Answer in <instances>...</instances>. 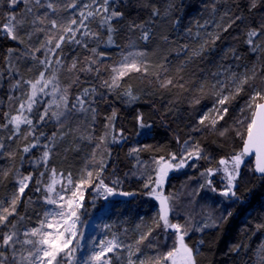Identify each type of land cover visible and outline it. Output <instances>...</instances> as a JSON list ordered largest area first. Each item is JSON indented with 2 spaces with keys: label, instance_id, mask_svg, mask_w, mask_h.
<instances>
[{
  "label": "trees",
  "instance_id": "1",
  "mask_svg": "<svg viewBox=\"0 0 264 264\" xmlns=\"http://www.w3.org/2000/svg\"><path fill=\"white\" fill-rule=\"evenodd\" d=\"M76 2L80 10L85 5L84 0ZM100 3L102 0H97V5ZM21 5L18 6V13L24 10ZM97 5H93V8ZM109 7L110 10H118L124 14L122 18L112 22L116 29L113 34L114 44H107V29L100 27V18L96 17L88 24L92 31L99 33V41H89L88 48L65 44L62 59L66 65H70L74 59L78 60L77 70L69 72L66 68H59L57 71L61 86L71 85L68 88L70 101L82 89L96 88L97 95L93 97L95 103L92 105L96 108L95 120L90 112L87 113L82 131L79 132L75 131L73 126L76 124L71 120L65 121L63 128L55 120L38 125L35 137L39 138V144L30 148L28 153H24L23 148L26 144L33 143L34 137L25 139V126H22L21 134L12 140L7 139L11 134V126L7 129L0 128V142L5 145V149H0V170L9 171L7 177L0 174V201L10 199L15 191L16 169L23 175L32 173L33 179L29 182V188L17 206L20 215L31 218L29 225L37 222L36 213L44 207L42 203H33L31 206L27 204L29 197L33 201L39 197L40 193L34 191L35 181L45 171L44 166L36 164L35 161L42 155L43 145L48 143L46 138L53 133H57V141L47 164L48 171L55 168L64 175L71 172L76 177L79 171L82 172L87 157L99 144L100 137L109 132L111 143L107 146L108 152L103 150L102 158L107 161L104 174L112 172L121 191L132 195L131 202L140 203L143 200L145 180L131 174L140 166L137 159L141 164L147 165L160 157L170 159L173 153L178 157L182 156L185 153V141L188 147L199 146L207 157L198 170L210 168L213 162L221 158L231 157L241 150V135L246 129V123L242 127L237 120L250 118V112L244 114L241 109H244L253 92H264V35H260L258 39L253 38L254 45L246 42L248 31L253 28L260 29L264 23V0H257L255 8H251V0H109ZM154 9H159L161 15L153 17L151 13ZM75 17L79 19V15ZM236 17L241 19L236 20ZM206 21L209 22L206 27L198 28V24L203 25ZM133 22L137 25L145 24L151 29V39L148 42L139 39V28L130 29ZM229 24L231 27H228ZM189 28L192 30V37L187 35L186 30ZM164 36L168 37V42L162 39ZM217 36L219 39H216ZM25 39L27 41V37ZM27 43L39 47L38 36L35 35ZM185 44L189 50L178 52L177 49ZM201 45L204 46L203 51L199 55H193V52L200 51ZM253 46L256 51L252 50ZM128 47L147 52L148 74L129 72L119 82L120 87L114 90L102 87L104 80H110L111 68ZM9 48L26 51L25 45L11 40L0 31V70L5 73L4 78L0 79V123L6 122L3 112L10 111L8 95L11 81L4 68V56ZM91 48H96L97 53L105 54L98 57L97 64L92 65L94 69H100L98 73L79 70L87 65L88 58L93 55ZM37 56L43 58L41 53ZM165 56L168 57L166 74L160 73L159 69ZM31 61L30 57L20 61V72L25 79L30 75L28 68L34 64ZM181 66L182 70H179ZM234 72H243L244 76L252 77L242 86L238 95H235V90L244 76L238 77L235 74L238 79L234 84L231 82ZM157 73H160V80L157 79ZM216 73L219 75H214ZM77 77L79 82L73 83ZM168 78L177 82L176 86L161 88V80ZM217 81L223 83V90L228 95H234V99L221 106L229 110L224 119H218L214 111L205 120V124L201 125L199 119L203 111L216 102L220 89H213L211 86ZM181 83L184 88L179 87ZM201 84L204 85L202 91ZM129 87L136 97L135 100L130 101L125 94ZM113 112L115 119L110 122ZM137 117H142L147 126L140 127ZM213 119L218 120L215 128L211 123ZM41 132L43 136L40 135ZM61 132L67 133L63 139H59ZM89 134L91 139L81 138L88 137ZM132 149L138 151L130 154ZM7 152L15 155L9 157ZM208 162L211 164H207ZM42 179L46 180L47 176ZM182 182L175 181L169 185L168 190L175 191L177 187L185 184ZM235 191L237 195L229 210L231 216L226 214V218L214 227L185 237V243L194 250L196 264H254V251L264 241V176H255L250 168V177L238 180ZM152 218L153 215H148L145 220L149 222ZM9 219L15 220L16 217ZM238 244L247 247L241 248L239 252L233 251ZM117 255L127 259L126 252L118 251ZM113 264H121V261L113 256Z\"/></svg>",
  "mask_w": 264,
  "mask_h": 264
},
{
  "label": "snow or ice",
  "instance_id": "2",
  "mask_svg": "<svg viewBox=\"0 0 264 264\" xmlns=\"http://www.w3.org/2000/svg\"><path fill=\"white\" fill-rule=\"evenodd\" d=\"M8 7L17 6L18 3L24 4L22 13H0V31L6 34L8 38L25 45L26 51L9 48L7 55L4 56L6 74L10 78V93L8 95L10 111L3 112L5 123H0V128L7 129L11 126V134L7 137L12 140L22 132V126L27 128L24 134L27 137H34L31 144H26L23 148L24 153H28L30 148H35L39 144V138L35 137L36 128L38 125L47 124L50 120H55L58 125L63 128L64 122L70 120L72 115L76 112L91 113L93 120L96 116V108L92 107L95 103L93 97L97 95V90L93 88H84L74 100H69V93L67 87L60 84L57 71L59 68H66L69 72L77 70L78 60L74 59L70 65H66L63 56V46L65 44H75L84 48H88L89 41H99V33L92 31L88 22L100 18V27L107 29V44L113 45V34L116 29L113 27L112 22L119 20L123 17V13L118 10H110L109 0H102V3L97 5V0H91L90 4H85L79 12V19L71 18L66 22L56 14L60 11H67V9H76L78 4L76 0H5ZM93 5H97L93 8ZM257 6V0H251V8ZM215 11V5H213ZM153 17L160 16L159 9H154L151 13ZM227 15V13H225ZM6 16V19H5ZM236 20L241 17H236ZM235 21H232L234 23ZM209 22L199 25L198 28H204ZM219 27V26H218ZM231 27V24L228 25ZM140 29L139 39L148 42L151 39V29L146 27L145 24L130 25V29ZM227 30V27L224 28ZM187 35L192 37V30H186ZM21 33L24 35L22 36ZM44 33V39L40 40L39 47L28 45L27 41L38 34ZM247 43L254 45L253 38H259L264 35V23L261 24L260 29H251L248 31ZM27 37V41L25 39ZM168 42V37L162 38ZM219 39V36L216 37ZM207 43V41L205 42ZM214 43V41H213ZM131 46V45H130ZM204 46L201 45L200 51L193 52V55H199ZM188 45H182L177 51H187ZM253 51L256 47L253 46ZM43 51V58H40L36 53ZM93 54L88 58V63L80 71L97 73L100 69L93 68L92 65L98 63V57L105 54L103 52L97 53L96 48L90 49ZM19 53V54H17ZM146 51L128 52L122 56L121 62L112 67V76L110 80H104L102 87L114 90L120 87V81L129 72H143L148 74L149 64L146 60ZM30 57L34 62L33 66L28 70L32 71L33 68H38V75L33 78L25 79L20 72V61L24 58ZM190 59V58H189ZM239 59V57H237ZM168 57L165 56L159 65L160 73H167ZM182 70V66L181 69ZM227 71V70H225ZM160 73H157V79L160 80ZM4 71L0 70V79L4 78ZM214 75H219L218 73ZM254 75V74H253ZM182 79V77H181ZM238 77L235 74L231 76V82L236 83ZM252 77L245 75L243 79L239 80L235 90V95L242 91V86L247 84ZM79 77L73 83H78ZM173 79L168 78L161 80L160 87L168 88L176 86ZM179 87L184 88V84H179ZM213 89L219 87L221 90L217 92V102L223 106L234 99V95H223V83L217 81L216 84L211 86ZM204 85L201 84L200 89L203 90ZM16 93H19L18 95ZM129 100H135L131 87L125 93ZM47 97L48 99H44ZM199 101H197L198 103ZM42 109V110H41ZM250 112V118L246 120H237V123L242 127L246 123L245 133L241 135L243 140L242 149L233 154L229 158H221L219 160L220 169L224 173L225 186L220 191V195L225 198L236 197V182L240 176V168L244 163V157L254 154L256 157L255 172L264 176V92L255 91L250 102L246 108L241 109V113L245 111ZM214 111L218 119H224L228 113V108H215ZM115 119V112L109 121ZM140 122V127H146L143 123L142 117H137ZM208 119L207 114L199 120L201 125L205 124ZM218 120H212V127L215 128ZM107 127V125H106ZM224 135L223 132L220 133ZM43 136V133H40ZM67 133L61 132L59 139H63ZM91 139L88 137H81ZM48 143L43 145L42 155L39 157L36 164H42L45 168L44 172L40 173V179H36V187L34 191L40 193L36 201L31 197L28 198L27 204L31 206L33 203H42L45 207L40 212L36 213V226H29L31 221L30 217L20 215L17 211V206L22 202L21 198L25 195L26 189L29 188V182L32 181L33 175L29 173L23 175L19 169L15 170L16 190L11 194L10 199L0 201V264H113V256L116 260L121 261V264H145L143 259H139L138 254L141 253V245L149 240L152 229L147 232H142L134 244H126L119 239V236L112 232L115 226L108 223L97 224L96 227L105 233L98 241L96 237H92L93 243L89 242L88 253L82 257H78L77 253L82 248L81 239L84 237V230L81 220V209L83 208L84 190L92 186L95 182V190L98 195L114 194V188L109 187L104 183L101 174L106 167L107 161L100 159L96 161V149L93 150L91 161L98 163L99 170L95 172L87 169L83 170L79 182L73 179L72 173L69 172L67 176L63 172H57L55 168L50 172L47 169V164L52 154L57 141V133H53L51 137L46 138ZM115 141V137H113ZM106 143L105 137H100V142L96 148L99 149ZM0 149H5L4 143L0 142ZM137 149H132L130 154L136 153ZM183 156H177L175 153L171 154L170 159L160 157L154 160L155 176L149 177V183L145 184L148 188L151 186L150 195L154 196L159 201V221L157 226L162 223L164 232L168 233L169 230L175 235V242L171 250L167 251L161 256L155 258L154 264H196L194 258V250L185 243V236L190 230L189 226L181 225L179 223H172L169 219L170 213L173 212V207L170 203V197L161 194L162 186L165 179L168 177L170 170H179L188 164L192 159H207L202 153L199 146L188 148L187 141L184 142ZM9 157H13L15 153L7 152ZM23 159V157H21ZM137 164H141L137 159ZM195 166V165H192ZM212 168L206 170L201 175L212 176L215 174ZM0 174L4 177L9 175V171L0 170ZM47 176V179H42ZM114 184L117 181L113 182ZM212 181H207V186L211 187ZM206 185H200L204 188ZM102 190V192L100 191ZM213 192L216 191L215 187H211ZM121 195H128V193H121ZM228 216L232 213L228 212ZM10 217H16L15 220H10ZM226 217H221V219ZM214 226V224L200 223L195 226V231H203L204 228ZM141 225H137L139 229ZM261 226H258V228ZM112 232L111 237L107 235ZM152 247L151 243L148 245ZM246 245H235L233 251L239 252L241 248H246ZM118 251L127 253L125 260L122 255H117ZM112 254V255H110ZM136 257L137 259H133ZM254 264H264V241L254 251Z\"/></svg>",
  "mask_w": 264,
  "mask_h": 264
},
{
  "label": "rangeland",
  "instance_id": "3",
  "mask_svg": "<svg viewBox=\"0 0 264 264\" xmlns=\"http://www.w3.org/2000/svg\"><path fill=\"white\" fill-rule=\"evenodd\" d=\"M84 3L90 4L91 0H84ZM21 4L24 6V4L20 2L17 6L10 8L8 7L5 0H0V13H18V6ZM79 8L80 6H78L76 9H67V11H60L56 14V16L60 17L66 22L68 19H71V17L76 18L75 16L79 15ZM3 34L6 36L5 33ZM44 35V33L36 34V36H38L39 38V42L40 40L44 39ZM130 51L135 52L136 50L133 47H128L127 50L119 56V60L114 66L118 65L122 60V56ZM38 53H41L43 57V51ZM38 53H36V55ZM234 74H236L238 77L244 76L243 72H240L238 74L237 72H234ZM36 75H38V69H33L32 71H30V75L27 79L33 78ZM220 91L221 90H219V92ZM222 94L228 95L227 92L224 90ZM249 102L250 99L248 100V102H246V105ZM246 105H244L243 108H246ZM215 108H221V105L218 104L217 99L216 102L212 104V106L206 108L203 111L201 118L204 117L206 114L207 116H212ZM246 113H248L247 110L244 114ZM86 115V113L80 112L72 115L70 120L71 122L73 121L77 125L73 126L74 129H76V132L82 131V127L86 121ZM242 119H244V117H242ZM103 137H105L106 143L102 145L99 149L95 148L96 161H99L103 158V150L108 152L107 146L111 143V137L109 132H105ZM188 148L191 149L192 147ZM184 154L185 153H183V155ZM92 155L93 151L92 153H90L89 157H87V162L85 163L83 170L87 167L88 170L93 171V174L95 176V172L99 170V165L98 163L91 161ZM249 158L251 157H244V163L241 165L240 176L238 180H244L250 177V168L251 170H253V158L252 160ZM204 161L205 159H192L188 161V164L185 167L179 170H170L169 175L165 179L162 189L160 190L162 195L169 196L171 198L170 203L174 210L170 213V221L172 223H179L181 225L189 226L190 230H188L187 235L194 232H198L195 231V226L200 223L206 222L209 224H214L215 226L218 222L222 220L221 217H224V215L229 212L231 208V203H233L234 200L233 197L225 198L224 196L220 195V191L223 190L225 186V181L223 179V171L218 170L221 168V166L219 165V161L213 162L212 166L210 167L214 170H217L215 171V174L210 177L206 175H201L202 173H205L206 170L209 168H205L204 170H198L199 167L203 166V163H205ZM207 164L211 163L208 162ZM155 167L156 166L154 162L143 166L140 165L137 166L131 174H133L135 177L143 178L146 184L149 183L150 176H155ZM57 172L59 173L61 171ZM82 172L79 171L77 176L73 177L76 182H79ZM104 172L105 169L101 174V178L104 180V183L106 185L114 188V194L110 196L106 193H104L103 195H98L97 190H95V182L92 186H89L84 190L85 198L83 201V208L81 209V220L84 222L82 224L84 230V237L81 239L82 248L80 249V251H78L77 256L82 257L88 253L89 242L92 241V237H96V240L98 241L100 238L103 237V235H105V233L98 229L96 225L108 223L110 225H115L112 228V232H115L119 236V239L125 242L126 244H134L142 232H147L149 228L152 229V233L149 237V240L145 241V243L141 245L142 251L140 254H138V257L139 259H143L145 261V264H154L155 258L157 256H161L167 251L171 250L175 242V235L172 230H169L168 233H165L162 223H160L159 227L157 226V222L159 221L158 213L160 209V204L154 196L149 194L151 192V186L148 188L144 186V193L142 197L143 200H141L140 203H137L135 201L131 202L133 198L132 195H121V193L124 192L121 191L118 182L115 184L113 183L114 181H117V179L113 176L112 172H108L106 173V175L104 174ZM16 179L17 177L14 181L15 190L17 188ZM177 180H179V182L183 181L185 184L181 185L180 187H177L175 191H169V185L171 186ZM208 180L212 181L211 187L216 188L215 192L211 190V187L207 186ZM202 184L206 186L204 188H201L200 185ZM100 191L102 192V190ZM148 215H153V218L149 222L145 220ZM36 223L29 226H36ZM137 225H141V227L137 229ZM112 232L107 233L109 238L111 237ZM92 242L95 243L96 241ZM149 243H151L152 247L148 246ZM133 259L137 258L134 257ZM137 264H139V260H137Z\"/></svg>",
  "mask_w": 264,
  "mask_h": 264
},
{
  "label": "water",
  "instance_id": "4",
  "mask_svg": "<svg viewBox=\"0 0 264 264\" xmlns=\"http://www.w3.org/2000/svg\"><path fill=\"white\" fill-rule=\"evenodd\" d=\"M242 147H243V144H242ZM249 157H252L253 158V171H254V175L257 176V177H262L261 174L256 173L255 170H254L255 169V164H256V157H255V155L254 154H250Z\"/></svg>",
  "mask_w": 264,
  "mask_h": 264
},
{
  "label": "bare ground",
  "instance_id": "5",
  "mask_svg": "<svg viewBox=\"0 0 264 264\" xmlns=\"http://www.w3.org/2000/svg\"><path fill=\"white\" fill-rule=\"evenodd\" d=\"M108 149H109V148H108ZM251 158H252V157H251ZM121 162H122V161H121ZM122 164H123V163H122ZM127 164H128V163H127ZM112 165H113V164H112ZM112 165H111V167H112ZM115 165H116V164H115ZM118 165H119V164H118ZM113 166H114V165H113ZM114 167H115V166H114ZM114 167H112V168H114ZM121 167H122V166H121ZM125 167H126V166H125ZM127 167H128V166H127ZM118 168H119V167H118ZM114 169H115V168H114ZM124 169H126V168H124ZM127 171H128V170H127ZM123 172H124V171H123ZM124 173H125V172H124ZM124 173H123V174H124ZM126 173H127V172H126ZM128 173H129V172H128ZM125 176H126V175H125ZM142 180H143V179H142ZM176 185H177V183H176ZM180 186H181V185H180ZM174 187H177V186L174 185ZM40 209H41V208H40Z\"/></svg>",
  "mask_w": 264,
  "mask_h": 264
}]
</instances>
